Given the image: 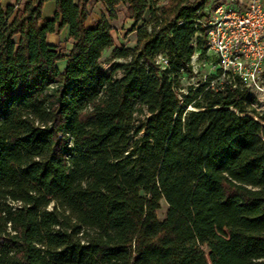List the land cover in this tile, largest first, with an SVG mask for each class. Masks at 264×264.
Segmentation results:
<instances>
[{
    "label": "trees",
    "instance_id": "trees-1",
    "mask_svg": "<svg viewBox=\"0 0 264 264\" xmlns=\"http://www.w3.org/2000/svg\"><path fill=\"white\" fill-rule=\"evenodd\" d=\"M46 1L0 5V264H264V110L238 81L210 87L218 71L182 98L171 79L205 54L208 0H96L90 27V0ZM63 27L65 52L46 41Z\"/></svg>",
    "mask_w": 264,
    "mask_h": 264
},
{
    "label": "built area",
    "instance_id": "built-area-1",
    "mask_svg": "<svg viewBox=\"0 0 264 264\" xmlns=\"http://www.w3.org/2000/svg\"><path fill=\"white\" fill-rule=\"evenodd\" d=\"M234 0L206 4L203 16L196 24L205 29V53L214 56L212 71H218L209 86L216 89L224 80L238 81L252 96L264 94L262 75L264 71V2L243 0L241 6H233ZM198 56L195 52L192 61ZM166 65L167 60L163 58ZM192 66V65H191ZM193 71V70H192Z\"/></svg>",
    "mask_w": 264,
    "mask_h": 264
},
{
    "label": "rangeland",
    "instance_id": "rangeland-1",
    "mask_svg": "<svg viewBox=\"0 0 264 264\" xmlns=\"http://www.w3.org/2000/svg\"><path fill=\"white\" fill-rule=\"evenodd\" d=\"M22 0H10V3L5 5V7H9L12 11L16 10ZM152 2V1H151ZM164 1H159V4H162ZM264 2V1H263ZM152 4V3H151ZM54 2L52 0L46 1L45 5L42 7V15L43 17H48L50 13L53 11H50L53 7ZM116 11V18L109 21L110 25V33L114 39V45L117 47L122 46H131L135 42V30H132L133 27V21L127 16V12L124 5H118L115 7ZM104 13V10L98 3H96L95 0H90V13L85 21V25L90 27L93 26L97 20L100 19L101 14ZM149 14L146 13L143 18L141 19V22L138 24H146L150 25L148 23ZM62 31L61 37L63 38L64 32L61 29L59 32H56L57 34ZM58 50L65 52L66 46H65V40L60 39L57 43ZM111 48L105 50L100 59H99V66L100 68L106 73L111 74L113 77H119L122 72L120 70H113L114 64L116 62H122L125 59L122 58H111ZM214 56L211 54H198L196 58L191 59V67L193 70V74L190 76L181 75L179 78L174 79L172 76L171 79L174 83V89L178 94L179 98H182V95L186 94L188 92L189 87H195L197 83L204 81V74L212 71V66L210 65L211 62H214ZM157 62L161 64V67L165 65L163 61L162 56H157ZM59 65H62L60 62ZM211 66V67H210ZM262 84L264 86V71L262 75ZM252 102L251 106L256 111H262L264 110V94L257 92L252 94ZM187 108H192L191 105H188ZM144 114L136 116L137 120L143 119ZM168 208L167 203L164 200L160 201V208L157 210V217L159 219L164 218L166 214V210Z\"/></svg>",
    "mask_w": 264,
    "mask_h": 264
},
{
    "label": "crops",
    "instance_id": "crops-1",
    "mask_svg": "<svg viewBox=\"0 0 264 264\" xmlns=\"http://www.w3.org/2000/svg\"><path fill=\"white\" fill-rule=\"evenodd\" d=\"M218 1H226V0H208L207 4H210L212 2H218ZM261 1H264V0H261ZM8 3H10V0H0V5L2 7H5V5H7ZM96 3H98L100 5L99 2H96ZM242 3H243V0H234V3L232 5L235 6V7L236 6L238 7V6H241ZM44 5H45V3L43 4V6ZM100 7H101V5H100ZM50 11H54V5H53V7L51 8ZM51 16H53V12L50 13L48 17H51ZM62 30L64 32L63 33L64 34L63 38L61 37L62 31L60 33H58V34L57 33H49L46 36V41H47L48 44L57 45V43L59 42L60 39H64L65 40V46L67 47L66 49H68L70 47V40L68 39V28L67 27H63Z\"/></svg>",
    "mask_w": 264,
    "mask_h": 264
}]
</instances>
